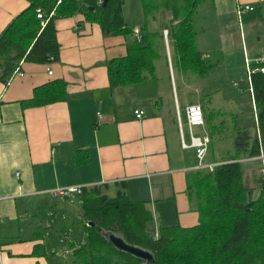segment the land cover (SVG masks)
<instances>
[{"label": "crops", "instance_id": "1", "mask_svg": "<svg viewBox=\"0 0 264 264\" xmlns=\"http://www.w3.org/2000/svg\"><path fill=\"white\" fill-rule=\"evenodd\" d=\"M95 1L100 4L103 0ZM137 1L145 21L141 0ZM128 2L125 0L123 17L131 25L124 14ZM212 2L215 13L211 18L219 46H210L206 41L199 51L213 64L225 61L229 75L246 82L253 113L248 125L243 121V101L232 96L221 99L218 93L209 91L203 105L219 114L211 117V121L215 120L208 134L211 144L207 167L224 163L233 154L237 129L251 133L253 128L256 134V104L247 65L255 70L258 61L264 58V0ZM135 4V0H131L129 7ZM29 6L28 0H0V36ZM238 6H252L254 10L239 16ZM56 30L60 46L58 62L24 63V77L14 79L9 85L0 81V264H50V259L43 257L42 245L48 248V256L54 253L55 258L59 256L58 247L63 239L68 241L71 237L62 231L70 229L75 213L81 228L82 204L78 196H74L54 199L60 205L50 211L52 220L46 229L38 225L27 238L22 236L20 226L17 237L5 232L9 225L19 222L21 211L26 215H30L31 210L38 211L42 198L56 189L96 186L111 198L125 193L131 200L145 203L152 212L151 232L158 226L192 227L198 222L188 186L200 165L194 150L182 147L176 110L179 106L181 114V105L174 79L169 80L163 92L140 99V104L136 100L130 103L125 94H131L143 83L129 88H111L107 68L109 61L127 55L129 38L104 36L100 26L87 23L82 15L57 21ZM197 41L198 32L196 44ZM168 53L171 67L170 50ZM215 55L217 63L213 60ZM194 78L198 82L199 78ZM53 81L67 83L65 101L44 107H24L23 102L32 99L36 89ZM118 98L124 101L118 104ZM198 101L201 103L202 99ZM194 104H187L185 110ZM136 111L144 113L142 119L136 117ZM214 126L219 128L212 129ZM227 144L231 151L221 156ZM214 146L216 152H213ZM189 151L193 156L186 155ZM246 165L247 181L250 164ZM257 165L259 175L260 164ZM252 188L253 196L258 197L259 189ZM78 239L81 243L85 241L81 236L72 238L78 246Z\"/></svg>", "mask_w": 264, "mask_h": 264}, {"label": "trees", "instance_id": "2", "mask_svg": "<svg viewBox=\"0 0 264 264\" xmlns=\"http://www.w3.org/2000/svg\"><path fill=\"white\" fill-rule=\"evenodd\" d=\"M205 1L208 0H141L145 21L137 30L124 21L125 0H103L100 4L95 0H28L29 8L0 36V81L9 85L21 78L17 71L24 77V63L58 62L56 22L77 15L100 26L104 36H135L127 44V55L107 64L111 88H129L150 79L157 81V62H168L163 30L151 29V22L160 13L171 16L167 33L172 66L177 65L183 76H211L217 66L197 48V31L192 21ZM38 9L46 18L54 13L45 27L38 19ZM261 67L264 64L257 65L256 70ZM251 81L256 136L247 129H237L233 154L224 163L193 174L188 190L198 214L196 225L158 226L151 232L149 225L154 217L145 203L133 201L125 193L111 198L101 187L84 189L78 198L82 204L80 236L85 241L78 239L79 246L73 240L69 243L66 251L71 257L64 264H264V182L259 196H253L250 202L249 194L254 189L246 185L244 168L246 160L259 157L261 150L264 152V73H253ZM67 87L64 81L48 83L36 89L33 98L23 105L36 108L63 102ZM202 108L205 126L211 131L212 111L205 105ZM215 128L219 127H212ZM107 233L120 235L128 244L152 252L155 263H143L117 251L108 242ZM42 249L43 257L56 264L54 253L49 257L48 248L42 245Z\"/></svg>", "mask_w": 264, "mask_h": 264}, {"label": "rangeland", "instance_id": "3", "mask_svg": "<svg viewBox=\"0 0 264 264\" xmlns=\"http://www.w3.org/2000/svg\"><path fill=\"white\" fill-rule=\"evenodd\" d=\"M212 1L213 0H208V1H205L203 4H201L192 20L195 30L199 34V42L197 41L198 49H200V47L203 48V45L206 44V41L210 43V46H213V47L219 46L218 34L212 23V18H211V14L213 15V13H215L214 6L212 8V3H213ZM135 2L137 3V5L135 4V6L131 8L129 7L131 0H129L128 4L125 7L124 14H125V20L127 22H130L131 25H134L135 28L139 30L143 27L144 21L142 20L143 14H142V7L140 6L141 4L137 0H135ZM252 8L254 10V7ZM170 19H171V16L168 13L158 14L156 17V20L151 22V29L152 30H158V29L163 30V33L165 34L166 30H168L170 27ZM131 38L133 37H129V39ZM168 43H169V40L167 41V43L165 40L167 61L169 59V53H168L169 50L167 49ZM217 58H218L217 55H215L213 60H215L216 62ZM169 63H170L169 61L165 62L164 59L162 60L160 59L156 64L157 65V76H158L157 81L150 79L146 81L145 84L143 83L142 86L135 87L133 89V92H131V94L129 93L125 94L127 101L132 103V101L136 100L140 104L139 102L140 99H144V97L146 96L148 97L149 95L154 96L158 94L159 91L160 93L161 91L163 92L164 89H166L169 83V80L172 81V78H173L174 81L176 82L175 92L178 95V101H180V105H181L180 107H181L183 130H184L185 140L187 143H190V131L187 126L185 106L187 104H192L195 102V103H199L202 107H204L203 100H205L207 94H209V91L218 93L221 99L223 97L229 98L231 96L238 97V99L243 101L242 103L245 106L244 107L245 110L243 111L244 123L246 124L248 123L249 125L250 122H252L251 117L253 113V105L250 100V95L248 92V85L246 84V82L241 81L238 78L229 75L230 71H228L227 64L225 61L219 60L218 63L216 62L217 67H216V70L212 72L213 75L211 77L209 75L208 77L200 78L199 80L197 78L198 82L194 80L195 79L194 74L193 75L188 74L187 76H183L181 69L177 67V65L172 66L171 64V67H170ZM183 84L184 85L190 84V85L184 87ZM234 84H237V85L235 86ZM170 86H171L170 89L172 90L173 89L172 83H170ZM240 91L242 92L241 94L239 93ZM194 98L196 101H194ZM199 98L202 99L201 103L198 101ZM217 100L218 99H216L215 101ZM117 101L119 104L120 102L124 101V98L123 99L118 98ZM216 104H219V103H216ZM213 105H215V103H213ZM213 105H210V106H213ZM211 113L213 116H216L217 113L219 114V112L216 110H212ZM213 119L214 118H212V121ZM229 127H231V125ZM210 133H211L210 128H207V126L194 129V135L197 137H202L204 134H210ZM251 134L252 136L255 135L253 128L251 129ZM227 148H228V144L225 146L223 150H221V156H224V155L227 156L230 153L229 151H231L230 150L231 148L229 149V151ZM216 151H217L216 147L214 146L213 152H216ZM186 155L193 156V153L189 151L188 153H186ZM193 159L195 160V157H193ZM208 162H210V160L209 158H206L204 163H208ZM245 162H246L245 164H250L247 177H246L248 178V180L246 181L245 179L246 185L251 188L252 187L258 188L259 190L257 191L260 192L261 182H262V168L264 165V152L261 150V155L259 157L252 158L249 162L247 161ZM252 162H254L255 164H252ZM259 162H260V168H259V175H258V171H257L258 165L257 164H259ZM194 164L197 165L198 162L195 160ZM214 167L215 166H212L211 168H214ZM244 168L247 169L248 165H245ZM54 199L55 198H53L51 195L43 197L41 200L42 204L38 207L39 210L38 211L36 210L37 212L34 210H31L30 215H26L25 213L21 211V213L19 214L20 215L19 222L12 223L11 225H9L5 232L6 233L9 232L11 236L17 237L18 236L17 230H18V227L20 226L22 236L27 238L30 236V233H32V231L37 230L36 228L34 229V227L38 225H42L44 226V229H46L45 227H47L49 221L52 220V218H50L51 216L50 211L57 209V207H59L60 205V202L59 201L57 202V200H54ZM76 201L79 202V200H76ZM71 207H72V209L70 208L71 211L74 212L73 210L74 207L73 206ZM58 217L60 218V216ZM73 220H72L73 221L72 224H70V229L66 228L67 232L64 230L63 231L60 230L57 233V234H60L62 231L64 232L65 235L70 234L71 237L70 239H68V241L65 240V238L63 239L62 243L59 241L61 244H63V246L58 249L59 256L57 255L55 257V261L57 262L56 264H58L59 262L64 264L66 261L65 258L69 259L71 257V255L68 254V252L66 251V247L72 241V238L77 239L80 236V232H81L80 224L79 222L76 221V213H75V217Z\"/></svg>", "mask_w": 264, "mask_h": 264}, {"label": "built area", "instance_id": "4", "mask_svg": "<svg viewBox=\"0 0 264 264\" xmlns=\"http://www.w3.org/2000/svg\"><path fill=\"white\" fill-rule=\"evenodd\" d=\"M253 8L251 6H238L237 13L239 16L244 15L245 13L252 12ZM38 19L41 20L42 26L45 27L49 20L54 16V13L52 12L48 18H46L44 12L41 9L37 10ZM136 34H138V31H136ZM165 40L166 43L168 41V33L165 32ZM259 64H264V58L260 59ZM255 72L264 73V68H258L257 70L251 69L249 65H247V73L249 77V82H251V75ZM18 76L23 77V74L20 73V71H17ZM52 75V73H49ZM177 114H178V121H179V127L181 130V141H182V147L185 150H194L195 155L199 161L200 168L199 169H207L211 167H207L205 165V159L208 155L209 148H210V137L208 134H204L202 137H197L194 135V129L199 127L205 126V116L203 112V108L199 104H194L186 108V121L187 126L190 131V143H187L184 134H183V123L182 118L180 114V108L177 106ZM135 115L138 119H142L144 116L143 112L136 111ZM99 119L102 118L99 116ZM262 181L264 182V165L262 168ZM83 187H68V188H62V189H56L50 191V195L53 198H70L74 196H80L83 194ZM1 251V246H0Z\"/></svg>", "mask_w": 264, "mask_h": 264}, {"label": "water", "instance_id": "5", "mask_svg": "<svg viewBox=\"0 0 264 264\" xmlns=\"http://www.w3.org/2000/svg\"><path fill=\"white\" fill-rule=\"evenodd\" d=\"M104 4H106V2ZM253 194V192H250L249 194L250 202H252ZM106 238L111 246L117 251L143 263H155V255L152 252L128 244L122 236L114 233H107Z\"/></svg>", "mask_w": 264, "mask_h": 264}]
</instances>
